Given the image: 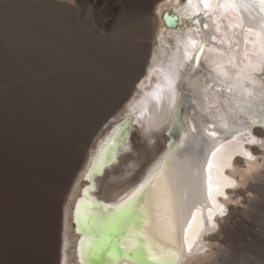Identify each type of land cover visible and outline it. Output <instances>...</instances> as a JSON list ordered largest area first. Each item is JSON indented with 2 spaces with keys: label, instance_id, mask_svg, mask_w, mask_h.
<instances>
[{
  "label": "bare ground",
  "instance_id": "obj_1",
  "mask_svg": "<svg viewBox=\"0 0 264 264\" xmlns=\"http://www.w3.org/2000/svg\"><path fill=\"white\" fill-rule=\"evenodd\" d=\"M156 1L0 0V264H65L67 256L71 264H81L78 239L84 235L75 230L73 222L78 198L120 203L144 182L170 145L172 155L165 174L175 181L177 217L183 207L188 220L200 209L195 226L201 215L207 220V208L212 207L208 200L210 172L215 203L224 208L223 215L213 209L215 228L204 232L202 247L193 254L188 255L184 247L179 264H204L212 257L222 241L225 226L221 222L241 210L235 202L253 199L238 185L247 184L249 176L264 166V129L255 128L251 134L247 127L220 138L213 146L201 127L209 122V131H225L223 106L228 103L225 91L229 83L221 65L237 60L244 65L255 62L264 11L258 0H208V7L201 5L203 11L183 13L185 0L175 6L174 13H168L177 16L176 25H190L194 17L199 25L182 31L170 29L156 41V30L163 24L161 10H152ZM170 4V0L165 2ZM182 16L190 18L183 20ZM242 17L245 26L237 36L239 28L233 26L240 25ZM189 36L196 44L185 57L183 45ZM201 41L205 43L197 64L195 51ZM151 56L148 83L143 79L137 86ZM168 65H172V79L178 85L175 119L172 93L165 86ZM236 72L239 81L240 69ZM217 76L223 82H218ZM256 77L260 93L264 77L257 73ZM208 82L213 84L210 88ZM189 84L197 93L198 111H192L190 100L195 97L189 99ZM157 85L162 91L159 104L151 95ZM259 111L257 96L249 115ZM126 117L128 122L117 134L125 142L117 149L115 160L86 180L96 150ZM232 122L236 127L250 124L243 114H237ZM252 137L256 144L248 142ZM215 149L219 150L213 156ZM245 151L251 153V159ZM229 182L231 186H225ZM217 183L223 195L216 194ZM248 184L262 197L252 204L255 216H264V180ZM173 243L180 248L183 234ZM233 252L224 258L239 264L242 257ZM86 257L87 253L84 264ZM245 258V262L249 260ZM246 263L264 264V252L260 259Z\"/></svg>",
  "mask_w": 264,
  "mask_h": 264
},
{
  "label": "snow or ice",
  "instance_id": "obj_2",
  "mask_svg": "<svg viewBox=\"0 0 264 264\" xmlns=\"http://www.w3.org/2000/svg\"><path fill=\"white\" fill-rule=\"evenodd\" d=\"M258 2L261 11H264V0H258ZM201 5L208 7V0H187V7L181 9V11L188 13L189 9H191L194 13H199L203 11ZM224 7H229V5L225 4ZM239 7L238 5V11ZM212 14H215V12ZM205 15L209 16L208 13H205ZM193 23L194 25H199L200 21L195 20ZM244 26L242 17L241 24L233 26L239 28L235 35H242ZM204 27L209 28V24L205 23ZM261 33L260 52L259 55L255 56V62L250 60L247 65H244L243 61L237 60L235 64L230 61L227 65H221L223 74L229 83L226 96L228 103L223 106L225 113V124L223 126L225 131L223 133L216 130L209 131L212 128L210 124L201 127L202 131L208 133L213 146L219 143L220 138L239 133L242 129L249 126H254L257 123L264 126V91L260 93L256 91V73H264V26L261 27ZM213 39H216V37L213 36ZM204 43L205 41H201L195 51L197 64L200 53L203 52ZM195 44L196 41L192 37L186 38L183 45L185 57L190 54V46ZM237 56H239V43L237 44ZM179 63L182 66L183 60H180ZM171 67L172 65H168L164 75L167 82L165 86L172 93L170 103L173 106V117L175 119L176 107L178 106L175 93L178 91V85L172 79ZM237 68L240 69L239 81L235 80ZM216 79L218 82H223L219 76ZM233 85L235 86V91ZM208 87L210 88L211 85H208ZM260 87L264 88V84L260 85ZM157 89L151 95L156 103L159 104L162 99L161 86L157 85ZM257 96H259L260 101L259 114L249 115L256 107ZM142 111L143 109H141ZM237 114L248 116L250 124L241 123L240 127H236L232 121ZM119 129L120 125H117L112 130V134L96 150L91 166L85 175L86 180H91L94 173H97L103 166L115 160L117 149L125 142L123 137H118L117 135ZM193 131H196V129L194 128ZM248 142L256 144L257 140L252 137ZM218 150L215 149L212 155L215 156ZM171 155L172 145L169 146L168 152L165 153L161 161L157 162L153 170L149 172L144 182L118 204H101L92 199L77 201L76 215L86 229H95L99 225H104L107 228V232L103 235L86 234L81 238L79 249L81 264H83V256L86 253L95 254L98 252H105L111 258L110 264H125V262L126 264H179L184 247L187 248L188 255L193 254L194 251L202 247L204 232L209 228H215L213 209L218 208L219 214L223 215L224 208L215 203L210 172L208 177V200L212 202V207L207 208L209 213L207 220L205 221L201 215L198 226H195L197 212L200 209L192 212V219L188 220L184 215L183 207L180 209L178 218L174 189L175 181L172 177L165 174V164ZM245 155L250 159L252 158L250 152L245 151ZM212 166V161L209 160V169ZM225 186H231V182ZM88 192L89 188H84L85 196H87ZM215 192L217 195H223L219 183L216 185ZM81 206H83V210ZM185 224H187V227H185ZM194 226V238L189 242V233ZM180 233L183 234V245L178 248L173 241L177 239Z\"/></svg>",
  "mask_w": 264,
  "mask_h": 264
},
{
  "label": "rangeland",
  "instance_id": "obj_3",
  "mask_svg": "<svg viewBox=\"0 0 264 264\" xmlns=\"http://www.w3.org/2000/svg\"><path fill=\"white\" fill-rule=\"evenodd\" d=\"M168 1L169 0H158V1H156L152 10L154 12L161 10L160 14H163L165 11H167V12L171 11L174 13L175 12V6L183 3V0H170L171 4L165 5V2L168 3ZM183 23H184V27L186 26L188 28H191V26L188 25L187 23L179 22V24L176 25L178 27L176 29H173V28L167 27L163 21V24L160 25L159 28L156 30V35H155L156 41H158V38L160 36L167 35L168 34L167 32L170 31V29L182 31L184 29ZM156 46L157 45L155 44L154 47H156ZM151 60H152V56L149 60L150 63L147 65L146 71H145L144 75L140 78L137 86L139 85V83L143 79L146 80V82H145L146 84L148 83V80L150 78L149 66L151 65ZM187 88L190 89V91H191V93L189 92V94L190 95L192 94L189 99H191L192 97H195L194 100H190V102L192 101V105H193L192 111H193V109L194 110L197 109L196 111H198V107L195 104L198 99H196L197 93H195L194 86L192 84H189ZM128 101L124 104L123 108H126ZM123 108L121 110H123ZM259 170H261V171H259ZM259 170L254 174V175H256V177L254 175L249 176L248 183H251V182L257 183V182H259V180H260V182H262L264 180V176H262L260 178L258 177L260 174L264 175V166L262 168H259ZM247 184L242 185V186L238 185V187L244 186V188H245L244 190L247 191L246 194L249 195L250 197L251 196L253 197V199L252 198L250 199V197H249L250 201H252V202H250V201L244 202V200L242 198H238L237 202H235V203H239L241 205V210L236 215H233L234 218L231 217L226 222H224V220L221 222V225L222 226L224 225L225 228H223L224 230L222 229L223 230L221 233L222 241L219 244V250H218V248H217L218 251L215 250L217 252H215L213 254V256L209 258L210 260L208 259L205 261L206 264H224V263L230 264L227 262V261H229V260H227L229 258L227 256L231 255L232 254L231 252H233L234 250L235 251L233 253H235L237 251L236 254L239 255L238 256L239 259H241V257H242V259L239 261V264H241V263L242 264H248L246 262H250V261L257 260V259L261 258L262 254L264 252V249H263L264 248V245H263L264 244V216H263V214H261L262 216L260 215L261 218L259 216H255L252 204L254 202H258V201L262 200V197H261V194L259 191L255 192V189H253V188L250 189L249 184L248 185ZM236 188H237V186L235 187V189ZM228 206H229V204H228ZM226 210H227L226 214H228L229 207H227ZM263 212H264V210H263ZM225 215L223 216L224 218L226 217ZM218 230H219V228L217 227V229L215 231L217 232ZM260 245H261V247H260ZM67 250H69V248ZM239 251H240V253H238ZM228 253H229V255H227ZM225 255H227L226 258H224ZM247 256L249 257L250 261L247 260L245 262V259H248V258H245ZM211 258H212V260H211ZM205 262H204V264H205ZM64 263L65 264H71V262L69 260V256H67V259L64 260Z\"/></svg>",
  "mask_w": 264,
  "mask_h": 264
},
{
  "label": "water",
  "instance_id": "obj_4",
  "mask_svg": "<svg viewBox=\"0 0 264 264\" xmlns=\"http://www.w3.org/2000/svg\"><path fill=\"white\" fill-rule=\"evenodd\" d=\"M195 20H197V19H195ZM163 21H164L165 25L167 27H170V28L176 27V24L178 23L177 16L170 14L167 11H165L163 13ZM193 57H194V55H193ZM177 114L180 115V107L177 108ZM128 120H129L128 117H126L118 125L121 126V125L127 123ZM89 185L90 184H88L87 187ZM79 200H80V197L78 198L77 201H79ZM77 201H76V204H77ZM98 202L103 204L101 201H98ZM76 204H75V207L73 210V222L75 224V230L77 232H82L83 235L89 234V232H90L89 229H86L85 226L81 225L79 220H78V217L76 215ZM106 232H107V228L104 225H99V226L95 227V229H91V233H93V235H103ZM80 240H81V238L78 239V244H80ZM78 247H80V245H78ZM110 259L111 258L105 252H98L95 254H87V257L85 259V264H110ZM80 262H81V258H80ZM83 264H84V262H83Z\"/></svg>",
  "mask_w": 264,
  "mask_h": 264
}]
</instances>
